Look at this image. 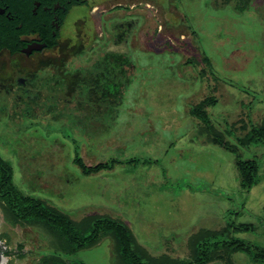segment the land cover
Segmentation results:
<instances>
[{"label": "rangeland", "instance_id": "1", "mask_svg": "<svg viewBox=\"0 0 264 264\" xmlns=\"http://www.w3.org/2000/svg\"><path fill=\"white\" fill-rule=\"evenodd\" d=\"M121 3L106 29L121 23L126 31L96 58L104 64H71L83 58L71 45L45 57L50 62L31 92L40 94L32 106L47 111L0 97V180L10 170L17 196L82 230L100 218L124 224L149 260L187 262L193 235L231 223L252 226L232 236L264 248V143H240L264 126V0ZM110 7L92 15L97 35ZM3 65L2 74L24 83L26 70ZM75 70L90 72V84L78 81L79 99L60 104L49 94L55 81L70 86ZM88 89L90 100L81 96ZM241 160L258 167L250 190L241 187ZM99 164L102 171L87 173ZM0 234L11 249H23L7 264H121L113 236L101 234L92 248L72 253L46 223L18 217L1 189ZM211 264L256 263L237 253Z\"/></svg>", "mask_w": 264, "mask_h": 264}, {"label": "flooded vegetation", "instance_id": "2", "mask_svg": "<svg viewBox=\"0 0 264 264\" xmlns=\"http://www.w3.org/2000/svg\"><path fill=\"white\" fill-rule=\"evenodd\" d=\"M121 2L123 0H0V58H6L7 61L2 63L8 65L10 69L15 65L28 73L26 80L21 85L14 82L12 76L4 75L0 71V97L15 96L23 102V107H26L27 110L39 108L38 111H47L45 107L32 106L34 100L39 99L40 94L31 92L37 89L34 86L36 73L50 62L45 60V57L48 54L58 53L62 49L65 51L71 45L77 48L76 54L83 57L77 62L72 61L71 64L77 63L84 68L93 67L99 63L104 64V60L96 58L103 55L106 46L110 45L112 41L120 40L123 36L122 33L126 31L121 23L115 24L111 29L109 27L106 29V23L111 21L106 20V17L111 15V10L121 7L123 5ZM107 5H112V7L109 10L103 9V12L106 11L102 18L105 32L100 36L97 35L92 15H94L95 9L100 11ZM116 20L120 22L122 17L120 16ZM135 29V36L131 44L137 47V28ZM3 64L0 66V70L4 67ZM79 71L75 70L71 73L70 86L61 88L62 82L55 81V88L49 95L55 97V100L60 104L64 103L63 101L69 103L70 100L79 99L77 97L79 95L77 93L78 81H83L87 85L91 81L87 77L90 72L86 74ZM5 73L8 74L6 71ZM30 73L34 75L31 77ZM65 88H68L67 92L63 91ZM41 89L42 87H40ZM81 96L90 100L95 95L88 89L86 93L82 92ZM81 108L85 110V106H81ZM71 109L73 108H69V110ZM60 110L67 111L64 107ZM22 251L20 246L14 250L11 249L0 234V264H7L11 257L20 256Z\"/></svg>", "mask_w": 264, "mask_h": 264}, {"label": "trees", "instance_id": "3", "mask_svg": "<svg viewBox=\"0 0 264 264\" xmlns=\"http://www.w3.org/2000/svg\"><path fill=\"white\" fill-rule=\"evenodd\" d=\"M194 113L206 121L205 115L198 109ZM213 141L217 143V139ZM240 143L245 147L261 146L264 143V126L253 127ZM221 144L227 146L224 142ZM237 168L241 177V187L245 190L252 189L257 184L258 167L256 162L241 160L237 163ZM103 169L104 165L99 164L89 168L87 173H98ZM8 171L5 170L6 174L0 180V189L7 204L21 219L42 221L57 234L63 235L67 239L72 253L92 248L99 241L101 234H109L117 242L121 264H211L224 261L227 257L237 253H249L254 263L264 264L263 247L249 246L245 241L232 236L241 232H250L253 227L250 225L238 226L235 223L228 224L220 231L201 230L193 235L189 240L191 255L187 262L169 257H161L157 260H149L148 257L146 259L144 251L136 248L131 233L124 224L109 218H100L82 230L67 217L51 210L43 203L17 196L10 186L11 172Z\"/></svg>", "mask_w": 264, "mask_h": 264}, {"label": "crops", "instance_id": "4", "mask_svg": "<svg viewBox=\"0 0 264 264\" xmlns=\"http://www.w3.org/2000/svg\"><path fill=\"white\" fill-rule=\"evenodd\" d=\"M110 6H112V5H110ZM111 8V7H110Z\"/></svg>", "mask_w": 264, "mask_h": 264}]
</instances>
